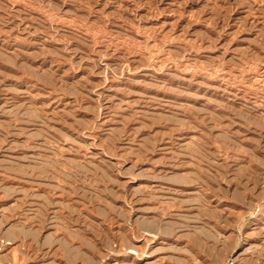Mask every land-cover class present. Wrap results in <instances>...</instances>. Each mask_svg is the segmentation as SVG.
Returning <instances> with one entry per match:
<instances>
[{
    "label": "rangeland",
    "instance_id": "obj_1",
    "mask_svg": "<svg viewBox=\"0 0 264 264\" xmlns=\"http://www.w3.org/2000/svg\"><path fill=\"white\" fill-rule=\"evenodd\" d=\"M0 44V264H264V0H0Z\"/></svg>",
    "mask_w": 264,
    "mask_h": 264
},
{
    "label": "bare ground",
    "instance_id": "obj_2",
    "mask_svg": "<svg viewBox=\"0 0 264 264\" xmlns=\"http://www.w3.org/2000/svg\"><path fill=\"white\" fill-rule=\"evenodd\" d=\"M8 1V0H7ZM43 16V15H42ZM20 43V42H19ZM1 45V44H0ZM7 47V46H6ZM260 68H261V66H260ZM262 69V68H261ZM264 71V70H263ZM196 75V74H195ZM199 75V74H198ZM220 81V80H219ZM218 82V81H217ZM224 83V82H223ZM224 86V85H223ZM236 88H237V86H236ZM217 92V91H216ZM234 92V91H233ZM258 94V93H257ZM250 95V94H249ZM248 103V102H247ZM259 169V168H258ZM261 169V168H260ZM264 180V179H263ZM19 262V261H18ZM15 263V262H14ZM17 264V263H16Z\"/></svg>",
    "mask_w": 264,
    "mask_h": 264
}]
</instances>
